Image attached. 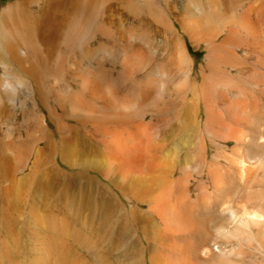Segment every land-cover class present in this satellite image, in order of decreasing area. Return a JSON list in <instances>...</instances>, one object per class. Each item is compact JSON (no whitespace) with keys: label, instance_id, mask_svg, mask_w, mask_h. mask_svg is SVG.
<instances>
[{"label":"bare ground","instance_id":"obj_1","mask_svg":"<svg viewBox=\"0 0 264 264\" xmlns=\"http://www.w3.org/2000/svg\"><path fill=\"white\" fill-rule=\"evenodd\" d=\"M0 125L20 164L102 150L139 209L99 216L144 213L155 264H264V0H12Z\"/></svg>","mask_w":264,"mask_h":264},{"label":"rangeland","instance_id":"obj_2","mask_svg":"<svg viewBox=\"0 0 264 264\" xmlns=\"http://www.w3.org/2000/svg\"><path fill=\"white\" fill-rule=\"evenodd\" d=\"M11 2L0 0V10ZM193 57L199 64L203 53L193 51ZM14 131L25 133L21 119ZM8 144L1 136L0 264L157 263L155 255L162 246L144 213L136 211L129 220L119 221L122 231L112 214L99 216V203L112 202V196L129 213L138 208L124 199L125 207L117 199L119 190L132 196L137 190L129 186V180L114 181L110 173L103 176L107 156L102 150L87 147L70 158L75 166L61 164L55 172L46 152L20 164L14 144Z\"/></svg>","mask_w":264,"mask_h":264}]
</instances>
